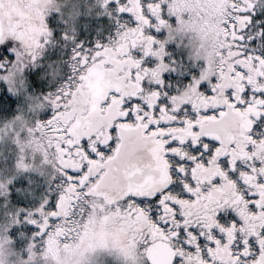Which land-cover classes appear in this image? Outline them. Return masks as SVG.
I'll list each match as a JSON object with an SVG mask.
<instances>
[{"label":"snow or ice","instance_id":"6c2138e0","mask_svg":"<svg viewBox=\"0 0 264 264\" xmlns=\"http://www.w3.org/2000/svg\"><path fill=\"white\" fill-rule=\"evenodd\" d=\"M0 264H264V0H0Z\"/></svg>","mask_w":264,"mask_h":264}]
</instances>
